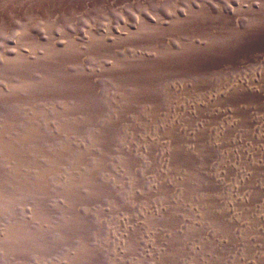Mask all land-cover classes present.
<instances>
[{
  "label": "rangeland",
  "instance_id": "1",
  "mask_svg": "<svg viewBox=\"0 0 264 264\" xmlns=\"http://www.w3.org/2000/svg\"><path fill=\"white\" fill-rule=\"evenodd\" d=\"M262 164L264 0H0V264H264Z\"/></svg>",
  "mask_w": 264,
  "mask_h": 264
},
{
  "label": "bare ground",
  "instance_id": "2",
  "mask_svg": "<svg viewBox=\"0 0 264 264\" xmlns=\"http://www.w3.org/2000/svg\"><path fill=\"white\" fill-rule=\"evenodd\" d=\"M262 165H264V164H262ZM262 167H264V166H262ZM260 171V170H259ZM261 171H262V168H261ZM264 171V170H263ZM258 172V171H257ZM28 174V173H27ZM258 174H259V172H258ZM262 175V174H261ZM264 176V175H263ZM261 177V176H260ZM24 178V177H23ZM263 179V177L261 178V180ZM39 180V179H38ZM260 180V181H261ZM72 181V180H71ZM259 185V184H258ZM263 185V184H262ZM248 186V185H247ZM260 188H262L261 186H259ZM39 188V187H38ZM258 189V187H255V189ZM254 189V188H253ZM256 190H254V192H255ZM264 191V190H263ZM253 192V191H252ZM261 192V191H260ZM256 193L255 195H258V194H263V193ZM252 195V194H251ZM254 195V196H255ZM263 196V195H262ZM258 197V196H257ZM260 197V196H259ZM244 198V197H243ZM241 199V198H240ZM244 199H246V198H244ZM242 200V199H241ZM247 200V199H246ZM256 203H257V200L255 201ZM238 203H236V204H234V205H237ZM255 204V203H254ZM260 204V203H259ZM240 205V204H239ZM241 208V207H240ZM236 210H237V208H236ZM236 212V211H235ZM56 224V223H55ZM44 226V225H43ZM63 227H65V228H67V229H65L64 231H67V230H70V229H72V228H70L69 226H67V224H65V225H60V226H58V229L57 230H61ZM68 228H70V229H68ZM259 228H260V226H259ZM55 229H56V227H55ZM75 230V229H74ZM73 229L72 230H70L71 232L72 231H74ZM54 239V238H53ZM56 240V239H55ZM55 243V242H54ZM68 243V242H67Z\"/></svg>",
  "mask_w": 264,
  "mask_h": 264
}]
</instances>
